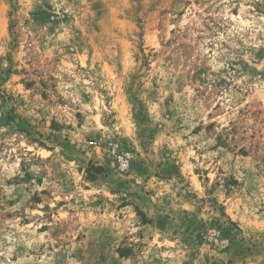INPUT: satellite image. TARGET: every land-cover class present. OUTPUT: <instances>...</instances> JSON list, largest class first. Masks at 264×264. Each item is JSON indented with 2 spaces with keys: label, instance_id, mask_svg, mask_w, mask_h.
I'll return each instance as SVG.
<instances>
[{
  "label": "rangeland",
  "instance_id": "374dc122",
  "mask_svg": "<svg viewBox=\"0 0 264 264\" xmlns=\"http://www.w3.org/2000/svg\"><path fill=\"white\" fill-rule=\"evenodd\" d=\"M0 264H264V0H0Z\"/></svg>",
  "mask_w": 264,
  "mask_h": 264
},
{
  "label": "trees",
  "instance_id": "16d2710c",
  "mask_svg": "<svg viewBox=\"0 0 264 264\" xmlns=\"http://www.w3.org/2000/svg\"><path fill=\"white\" fill-rule=\"evenodd\" d=\"M101 170H102L101 167H93L92 165H89V167L87 168L88 172L93 171L94 173H99Z\"/></svg>",
  "mask_w": 264,
  "mask_h": 264
}]
</instances>
